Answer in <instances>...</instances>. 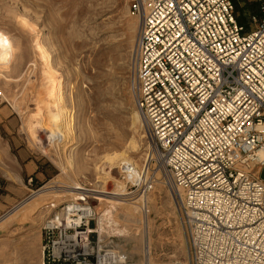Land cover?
<instances>
[{"label":"built area","instance_id":"2783aa9c","mask_svg":"<svg viewBox=\"0 0 264 264\" xmlns=\"http://www.w3.org/2000/svg\"><path fill=\"white\" fill-rule=\"evenodd\" d=\"M255 29L233 0H131L139 21L131 88L149 167L180 200L187 259L131 261L100 226L90 196L42 226L40 264H264V0ZM122 179L147 209L148 182L133 164ZM141 176V178H139Z\"/></svg>","mask_w":264,"mask_h":264},{"label":"rangeland","instance_id":"374dc122","mask_svg":"<svg viewBox=\"0 0 264 264\" xmlns=\"http://www.w3.org/2000/svg\"><path fill=\"white\" fill-rule=\"evenodd\" d=\"M233 1L238 20L254 30L252 17L260 18L255 2ZM130 5L131 0H0V33L16 48L6 65L0 63V264H40L43 223L82 196L92 197L102 213L105 237L130 232L115 239L129 260L188 258L179 197L164 170L145 162L149 150L143 120L134 122L139 111L130 61L139 21ZM47 61L63 90L64 116L72 118L68 138L51 147L45 132L32 128L40 118L45 123L47 109L56 112ZM133 140L141 153L131 150ZM122 154L143 175L148 167V211L128 221L119 214L139 195L127 198L133 189L122 179V165L107 162ZM259 172L264 180V168ZM67 188L74 190L67 193Z\"/></svg>","mask_w":264,"mask_h":264},{"label":"bare ground","instance_id":"6f19581e","mask_svg":"<svg viewBox=\"0 0 264 264\" xmlns=\"http://www.w3.org/2000/svg\"><path fill=\"white\" fill-rule=\"evenodd\" d=\"M36 49H38V51L37 50L36 51L38 52L39 56L42 58L41 60L44 61V59H46L45 58V52L43 51L44 49L39 45H38V47H36ZM15 53H16V48L14 47V45L11 43V41L5 35L0 33V63H2L3 65H6L10 61L9 58H12ZM44 65L46 67L45 69L47 70L46 73L48 75V81H49V85H50L49 97L52 99L51 104L55 105L56 112L53 113L47 109V112H46L47 119L45 120V123H43L44 119L41 120V118H40V120H38L36 122V125L33 126L32 128L34 130V133L36 132L37 129H40L42 132H45L44 133L45 134L44 135L45 140L48 141L47 142L49 144L48 146L51 147V145L56 146L57 141H58V144L63 143L68 138L69 134L72 131V120H71L72 118H70V117L67 118L64 116L67 112V108H66V102H65L64 97H63V90L60 87V85L58 84L54 74L52 73L53 71L50 68L51 66H49V62L47 61L46 64H44ZM38 115H39V113H38ZM40 115H41V111H40ZM134 116L136 117V121L134 120V122L140 123V121H141L140 117L141 116L139 115V112L136 111ZM140 146L141 145L139 144V142L137 140H133L131 142V150H133L136 154L141 153L142 150H140ZM129 148H130V145H129ZM127 150L129 151V149H127ZM50 153L48 156L49 158L53 156V155L50 156ZM145 160H147V159H145ZM107 162L111 163V164H113L112 162H119V164H120L119 166L122 165L121 167H123L124 165L133 164L137 168H141L140 166H138V164L136 162L133 161V159L130 156H128L126 154H122L120 157H118L117 155L109 156V157H107ZM145 162H147V161H145ZM69 163H70V167L72 168L73 162L69 161ZM147 165L144 166L145 171H144L143 179L145 178V175L146 176L148 175V173L146 172V168H148ZM144 168H143V170H144ZM139 178H141V176H139ZM118 188L121 189L122 194L125 193L122 196H126L125 188L122 186H119ZM66 190H69V193H70V190L73 191L74 189L67 188L64 191L67 192ZM75 192L77 194V191H75ZM147 201H148V199H147ZM140 213H142V205H141V202L139 203V201H137L135 203L129 204V206H125V209L119 215H120V219H122L123 221H128L129 218H131L134 215H138ZM110 218H112V217L110 216ZM9 219H11V218H9ZM143 221L144 220L142 219V223H143ZM6 222H7V220H6ZM99 223H100V226L103 228L102 220H100ZM128 233L130 234V232L126 231V230L116 231L114 233V236L111 238H113V239L118 238L119 239V237L122 236V234L127 235ZM174 259H176V258H174Z\"/></svg>","mask_w":264,"mask_h":264},{"label":"crops","instance_id":"0c3cea01","mask_svg":"<svg viewBox=\"0 0 264 264\" xmlns=\"http://www.w3.org/2000/svg\"><path fill=\"white\" fill-rule=\"evenodd\" d=\"M247 1L249 2V1H251V0H247ZM253 2H255L256 6H257V9H258V11H259V5H260L259 0H253ZM239 23H240L241 25L245 26L242 22L239 21Z\"/></svg>","mask_w":264,"mask_h":264}]
</instances>
